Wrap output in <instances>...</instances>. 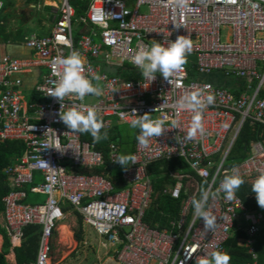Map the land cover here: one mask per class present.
Returning a JSON list of instances; mask_svg holds the SVG:
<instances>
[{"label":"built area","instance_id":"obj_1","mask_svg":"<svg viewBox=\"0 0 264 264\" xmlns=\"http://www.w3.org/2000/svg\"><path fill=\"white\" fill-rule=\"evenodd\" d=\"M43 5L50 8V34L24 38L29 58H0V143L17 141L25 147L21 158L4 170L9 192L2 221L11 245H19L25 227L39 226L34 264H50L53 233L68 207L113 250L118 264H199L212 252L226 254L235 227L246 236L247 264H257L254 245L264 214L247 210L236 193L231 201L223 193L217 198L211 193L225 175L235 172L250 181L264 171V140L252 143L242 162L227 166L243 125L264 126V0H44ZM3 6L0 0V15ZM75 6L82 10L78 18ZM177 36L191 41L186 63L169 83L157 75L147 87L131 62L133 54L153 43L167 47ZM74 52L82 60V74L101 94L82 100L70 95L59 103L48 96L63 71L56 60ZM39 68L44 73L33 88L38 100L27 104L22 75ZM125 74L139 77L127 80ZM212 75L235 85L225 88L199 79ZM198 90L215 99L201 112L204 133L187 139L193 113L178 111L175 101ZM91 98L96 102L87 104ZM69 108L94 109L103 125L100 132L130 125L136 118L133 109L137 115L166 118L168 130L146 146L135 141L130 155L135 164L123 170L122 188L116 190L107 176L77 172L100 169L104 157L59 120L58 113ZM107 154L110 164L118 165L113 163L120 156L115 143L108 144ZM172 159L181 160L186 170L166 173L174 184L163 195L180 201V212L169 230L159 231L145 221L154 196L147 171ZM26 188L45 202L24 205ZM203 191L210 193L206 210L216 217L207 233L191 203Z\"/></svg>","mask_w":264,"mask_h":264},{"label":"clouds","instance_id":"obj_2","mask_svg":"<svg viewBox=\"0 0 264 264\" xmlns=\"http://www.w3.org/2000/svg\"><path fill=\"white\" fill-rule=\"evenodd\" d=\"M191 51L190 39L177 36L167 47L162 46L160 43H153L150 47L142 46L133 54L131 62L140 71L148 87L157 78V75L169 83V77L176 69L186 63V56ZM56 63L63 65V71L59 75L58 81L53 82V87L49 90L48 96L55 98L60 103L66 96L70 95L82 100L87 95L99 96L101 94V90L82 74V60L79 54L74 52L67 57L58 58ZM214 99L215 97L212 94L203 95L198 90L185 94L175 101V108L178 111L193 113L186 135L187 139L195 138L198 133L201 135L204 133L201 112L207 106L212 105ZM131 112L136 114V118L131 119L129 126L132 129H139L136 140L140 145L146 146L150 138L159 137L164 131L168 130L164 127L166 118L152 119L147 113L137 115L135 109ZM58 116L68 130L74 133H88L95 142L102 138L100 129L103 125L94 109L89 108L86 112H83L76 108H69L63 113H58ZM175 123L174 120L171 122L173 128ZM104 136L106 137V133ZM130 162L131 165L135 164L134 157L123 155L118 156L113 161V163L125 169L127 168L125 166L129 165ZM243 183L244 180L238 173L225 175L219 187L211 195L213 198H217L223 193L224 198L231 201ZM251 192L254 194L257 205L264 209V171H261L252 181ZM209 195L208 191H203L199 199L193 198L191 201L195 216L202 221L205 233L211 231L216 224V217L206 210ZM228 261L229 257L226 254L216 251L212 252L209 258H202L199 264H228Z\"/></svg>","mask_w":264,"mask_h":264},{"label":"trees","instance_id":"obj_3","mask_svg":"<svg viewBox=\"0 0 264 264\" xmlns=\"http://www.w3.org/2000/svg\"><path fill=\"white\" fill-rule=\"evenodd\" d=\"M4 7L3 11L6 10ZM75 8L76 16H79L82 10L76 6ZM45 10L49 11L50 8H45ZM2 13L0 15V43L6 42L9 37L5 34V28L2 25ZM124 77L127 80H135L139 77V75L125 74ZM118 127L119 126H115L108 132H100L102 138L98 142H95L88 133H83L81 135L83 141L91 143L98 151L102 152L104 159L103 165L100 169L90 172L77 170V172L81 174L107 176L116 190L122 188L120 177L125 168H122L120 165L110 164L108 160L107 147L110 143H115L121 147L123 142L117 129ZM137 131L135 137L133 138L132 147L129 148L130 151L127 152L121 150L120 156H130L136 141ZM105 133L106 137L104 136ZM262 140H264V126H250L248 123H245L229 153L227 166L233 167L234 165L242 162L247 158L248 153L250 152L251 144ZM24 150L25 147L21 142L6 141L4 143H0V219L2 218L4 211L3 199L9 192L4 170L13 165L17 159L21 158ZM182 170L185 171L186 167L181 160L177 159L163 160L151 165L148 168L147 173L153 184L154 196L145 221L153 229L159 231L169 230L171 223L178 219L181 202L173 200L169 196L163 195V190L167 186H172L174 184L173 181L166 177V173L168 171ZM251 184L252 183L244 181V183L236 191V195L241 199L247 210L252 212L261 210L264 214V209L257 205L254 194L251 192ZM25 192L26 197L22 201L24 205L31 206L43 204L45 202L43 196L30 193L28 188L25 189ZM68 209V207H63V211L65 213ZM76 217L77 231L74 232L73 235L75 242L80 243L82 240V219L77 214ZM22 232L23 236L20 244L12 247L6 230L0 222V237L3 240V243L0 246V264H9L6 260V256H8L11 252L15 258V264L35 263L41 228L39 226H27L22 230ZM245 239L246 236L243 231H237L236 229L232 231L230 238L225 244L226 255L229 257L228 264H247L251 262V257L248 255V248L244 243ZM254 250L257 255V264H264V226L255 238Z\"/></svg>","mask_w":264,"mask_h":264},{"label":"rangeland","instance_id":"obj_4","mask_svg":"<svg viewBox=\"0 0 264 264\" xmlns=\"http://www.w3.org/2000/svg\"><path fill=\"white\" fill-rule=\"evenodd\" d=\"M1 1L6 9L2 16V21L5 24V31L8 32L9 35L15 34L17 37L20 35V33H18L20 30L21 34L33 33V31H36L35 29L39 19L43 20V27L47 24L46 21L48 20L47 16H49V14L48 11L45 10V7L39 4V0ZM145 11L144 8L141 9V13ZM75 34L76 32H74V35ZM199 79L201 82L225 88H230L233 84L232 79L224 78L221 75L204 76ZM95 102V98L86 100L87 104H94ZM117 129L123 142L121 150L130 151L129 148L132 147L133 138L135 137L137 129H132L129 125H121ZM72 216L76 217L75 214H72ZM76 231L77 226L69 230L65 229L62 231L64 232L62 233L63 239L58 243L55 242L57 235L54 236L50 264H118L111 249H108L105 243L98 240V238L94 237L91 233H84L82 241L76 243L73 235Z\"/></svg>","mask_w":264,"mask_h":264},{"label":"crops","instance_id":"obj_5","mask_svg":"<svg viewBox=\"0 0 264 264\" xmlns=\"http://www.w3.org/2000/svg\"><path fill=\"white\" fill-rule=\"evenodd\" d=\"M39 1H40L39 4L43 5V1L44 0H39ZM42 7L46 8V6H44V5ZM2 12H3L2 14L4 15L5 11H2ZM48 14H49V16H47L48 20L46 21L44 19L47 22L45 27H43V23H42L43 20L39 19L38 23H37V26H36V29H35L36 31H33V33L21 34V30H20L18 32V33H20V35L16 37L15 34L9 35L8 32L5 31V34L8 35L9 37L7 38L6 42L0 43V58H2L3 56H11V57H14V58H29V57H31L32 53L24 47V38L29 36V35H31V34L37 35L39 37L48 36L50 34L51 28H52V22H51L52 18H51V15H50V10L48 11ZM2 25L5 26L3 21H2ZM43 73H44V70L42 68H39V69H34L31 72H28V73L22 75V80H23L22 96H23V99H24L25 103L29 104V103H31V102H33L35 100H38L36 98L35 94L33 93V88L40 81V77H41V75ZM234 85H235V83L233 82L231 87L234 86ZM117 146L119 147V151H120V154H121V147L119 145H117ZM39 178L40 177L37 176L36 181H38ZM252 181L253 180L246 181V182L252 183ZM167 187H171V186H167ZM257 211L262 213L261 210H257ZM72 214H75V213L68 209V211L66 212L65 220L62 221L58 225V227L56 228V230L53 233L52 242H53L54 236H56V235H57V238L55 239V242H57V243L60 242L63 239L62 233H64V232H62V231H64L65 229L69 230L71 228H74V226H77V217L72 216ZM0 222L3 224L2 218L0 219ZM236 228L237 227H235L234 229H236ZM236 230L238 231V229H236ZM81 232H82V239H83V234L84 233H91L94 237H96L93 234V232L90 229H88L87 227H85L83 224H82ZM98 240L103 242L100 238H98ZM2 243H3V240L0 237V246L2 245ZM105 246L108 249H111L106 244H105ZM12 247H15V246H12ZM111 251L113 252L112 249H111ZM6 260H7V262L9 264H15V258H14V255H13L12 252L8 256H6ZM50 260H51V258H50Z\"/></svg>","mask_w":264,"mask_h":264}]
</instances>
